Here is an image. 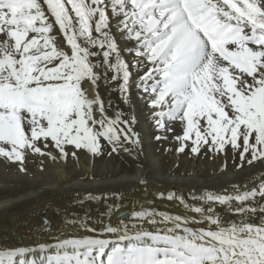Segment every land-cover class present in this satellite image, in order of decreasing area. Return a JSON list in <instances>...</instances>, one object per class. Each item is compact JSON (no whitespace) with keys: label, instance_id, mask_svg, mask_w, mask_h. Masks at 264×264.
<instances>
[{"label":"snow or ice","instance_id":"6c2138e0","mask_svg":"<svg viewBox=\"0 0 264 264\" xmlns=\"http://www.w3.org/2000/svg\"><path fill=\"white\" fill-rule=\"evenodd\" d=\"M142 121L214 179L264 166V0H0V166L92 186L0 221V264H264V170L126 199Z\"/></svg>","mask_w":264,"mask_h":264},{"label":"bare ground","instance_id":"6f19581e","mask_svg":"<svg viewBox=\"0 0 264 264\" xmlns=\"http://www.w3.org/2000/svg\"><path fill=\"white\" fill-rule=\"evenodd\" d=\"M141 130L144 134L145 139V151L148 159L146 161V169L144 172L138 170L131 161L120 162L116 161L115 170L121 172L125 178L126 183L122 186L126 194V199L141 198L140 189H137L135 193L130 191L132 187L136 186V182L142 174H146L150 180L148 185L149 196L152 198V193L155 191H164L173 187L184 189L188 186L187 181L183 185L179 183L174 184V174L177 172L198 174L203 177L202 181L198 183L207 184L210 187H217L221 183H224L228 179L241 180L246 174L262 170L264 166L257 164L256 169H246L245 173H229L227 177L220 179H214L209 176L210 171L215 167L212 161L201 159H187L184 156L177 157L175 155H165L159 152L157 149L159 145H156L151 140V129L145 125L142 121ZM179 165V169L175 167ZM62 167L58 165H49V173H41L37 167L33 164L29 165V175H19L12 169H5L0 166V202L5 198L12 201L11 205L7 208L2 206L0 203V221L7 219L8 221L15 220L22 222L30 220V223L34 225L37 220L31 217V214L35 211L42 214L41 209L48 201H56L61 204L65 203L70 198L71 193L74 189H88L92 186L78 181H66L58 189H52L50 185L54 184L58 179L56 169ZM112 167V165H109ZM68 175H73L71 165L68 168ZM43 190V191H41ZM39 192L40 195L37 199L31 201L19 202L18 197L25 193ZM157 205L160 210H165L164 205L166 201H157ZM177 211V209H171ZM51 215V213H49Z\"/></svg>","mask_w":264,"mask_h":264},{"label":"rangeland","instance_id":"374dc122","mask_svg":"<svg viewBox=\"0 0 264 264\" xmlns=\"http://www.w3.org/2000/svg\"><path fill=\"white\" fill-rule=\"evenodd\" d=\"M262 170H264V168H263ZM218 186H219V185H218ZM218 186H217V187H218ZM215 187H216V186H215Z\"/></svg>","mask_w":264,"mask_h":264}]
</instances>
